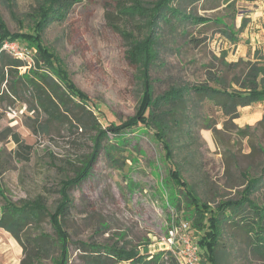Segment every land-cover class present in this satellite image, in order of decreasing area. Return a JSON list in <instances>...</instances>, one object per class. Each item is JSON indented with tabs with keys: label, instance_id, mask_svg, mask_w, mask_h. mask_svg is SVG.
Segmentation results:
<instances>
[{
	"label": "rangeland",
	"instance_id": "obj_1",
	"mask_svg": "<svg viewBox=\"0 0 264 264\" xmlns=\"http://www.w3.org/2000/svg\"><path fill=\"white\" fill-rule=\"evenodd\" d=\"M119 1L81 0L66 21L50 25L43 40L70 80L98 110H103L97 114L105 127L110 125L109 117L117 124L133 117L141 94L135 69L125 58L123 40L114 26L140 37L142 33L135 22L118 14ZM261 5L264 0H236L229 6L219 0H183V12L209 22L204 26L174 20L172 29L164 26L161 58L152 70L156 94L171 85L206 82L208 72L220 65L224 54L227 62L238 64L237 74L243 63L255 62L257 56L264 63V34L260 35L264 14L255 15ZM36 8L37 0H0V17L9 33L19 34L34 25ZM220 22L238 34L235 42L220 32ZM243 24L245 28L240 32ZM183 29L187 35L182 34ZM16 43L18 50L25 53L21 60L31 62L36 48L31 51ZM29 68L27 65L19 71L24 73ZM234 74L228 75L229 79ZM195 112L197 122L191 137L183 140L187 141L185 147L176 150L175 163L198 195L215 207L220 200L238 196L247 177L262 174L264 102L240 107L239 117L234 120L210 103L197 106ZM43 123V117L29 112L25 103L10 99L0 103V191L13 202L42 196L52 212L59 201L61 180L74 177L78 160L89 156L93 133L71 131L60 124L42 132L38 128ZM121 133L127 146L113 151L117 161L103 151L89 178L71 190L72 207L64 220L70 239L67 264H84L83 257L90 253L83 251L82 243L125 245L140 251L149 244L152 255L171 252L165 244L168 231L173 227L181 235L183 222L190 225L187 233L197 243L198 235L188 222L184 196L166 182L170 162L165 161V151L153 131L140 126ZM13 134L33 146L29 161L18 159ZM115 143L110 135L106 144ZM256 196L262 200L264 194ZM176 197L179 202L174 205ZM3 203L0 197V206ZM43 228L57 239L48 218ZM234 234L230 229L224 235L219 264H264L249 251L244 237ZM57 255L58 248L52 246L42 264H53ZM22 259V246L0 229V264H20ZM202 263L211 264L200 251L199 264Z\"/></svg>",
	"mask_w": 264,
	"mask_h": 264
},
{
	"label": "trees",
	"instance_id": "obj_2",
	"mask_svg": "<svg viewBox=\"0 0 264 264\" xmlns=\"http://www.w3.org/2000/svg\"><path fill=\"white\" fill-rule=\"evenodd\" d=\"M80 1L37 0L34 25L19 34L9 33L0 17V103L5 99L25 103L29 112L43 117L44 123L38 128L42 132L54 124H60L71 131L93 133L89 156L78 160L80 163L75 165L74 177L61 180L59 201L52 212L48 210L42 196L13 202L0 191L4 201L0 206V229L8 232L22 246L23 259L20 264H42L52 246L59 250V255L52 259L53 264H67L70 239L64 220L72 207L71 190L89 178L103 151L113 161H117L115 155H112L113 151L127 146V139L121 138L122 130H134L140 126L152 130L155 140L165 151V161L170 162L166 182L184 196L188 222L197 232V244L206 260L211 264H219L223 237L232 229L234 235L244 237L249 251L264 262V196L262 200L256 196L258 193L264 194V167L261 175L245 179L244 188L238 192V196L220 200L213 207L185 180L182 170L175 163L176 150L185 147L187 141L184 143L183 140L191 137L193 124L197 122V106L210 103L234 120L239 117L240 107L264 102L262 60L257 56L255 62L243 63L240 74H237L238 64L227 62L224 54L220 65L213 66L215 70L208 72L206 82L171 85L163 93L156 94L152 70L161 58L164 26L172 29L174 20L205 26L209 20L183 12V0H157L154 3L121 0L116 6L118 14L135 22L142 33L140 37L133 31L113 25L123 40L126 60L135 69V79L141 94L133 117L121 124L109 117L110 125L105 127L97 114L103 110H98L89 97L70 80L43 41L50 25L66 21ZM219 1L229 6L236 0ZM218 25L227 39L236 41L238 34L227 24L220 22ZM244 28L243 24L239 31ZM182 34L187 35V30L183 29ZM7 41L19 42L31 51L35 47L31 62L10 56L3 50ZM27 65L30 68L21 73L20 68ZM232 73L235 74L229 79L228 75ZM33 132L38 135L36 129ZM110 135L116 139L115 144H106ZM12 137L18 146V159L29 161L33 146L24 144L18 134ZM174 201L176 205L179 198L176 197ZM47 218L56 234L55 240L43 228ZM81 248L90 253L83 257L84 264H179L169 251L152 255L149 244L142 251L125 245L117 247L85 243L81 244Z\"/></svg>",
	"mask_w": 264,
	"mask_h": 264
},
{
	"label": "built area",
	"instance_id": "obj_3",
	"mask_svg": "<svg viewBox=\"0 0 264 264\" xmlns=\"http://www.w3.org/2000/svg\"><path fill=\"white\" fill-rule=\"evenodd\" d=\"M19 44L16 42H6L3 45V50L10 53L12 56L23 59L25 53L18 50ZM183 233L180 235L179 230L171 228L168 231L165 244L168 250L180 257V264H199L200 262V248L198 244L187 233L190 230V225L183 222L181 226Z\"/></svg>",
	"mask_w": 264,
	"mask_h": 264
},
{
	"label": "crops",
	"instance_id": "obj_4",
	"mask_svg": "<svg viewBox=\"0 0 264 264\" xmlns=\"http://www.w3.org/2000/svg\"><path fill=\"white\" fill-rule=\"evenodd\" d=\"M259 9L261 10V11H257L256 13H255V15H257V14H260V15H262V14H264V5L262 6H260L259 7ZM256 19V18H255ZM259 19V22H261V19L260 18H258ZM256 21H258V20H256ZM261 23H264V20H263V22H261ZM258 28H261L260 26H257ZM264 34V28H261V30H260V35H263Z\"/></svg>",
	"mask_w": 264,
	"mask_h": 264
}]
</instances>
